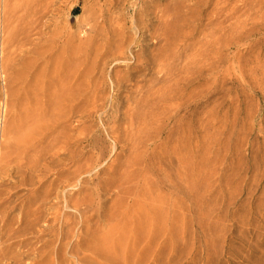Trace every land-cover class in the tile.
I'll return each instance as SVG.
<instances>
[{"label": "rangeland", "instance_id": "1", "mask_svg": "<svg viewBox=\"0 0 264 264\" xmlns=\"http://www.w3.org/2000/svg\"><path fill=\"white\" fill-rule=\"evenodd\" d=\"M98 2H50L56 13L33 44L23 47L17 34L13 45L0 43V119L6 101L66 97L44 120L60 114L59 153L48 151L47 134L0 177V264H264V0H113L96 38L86 23ZM98 41L115 42L110 52L131 42V51L105 66ZM93 51L104 75L92 70L70 99L69 64L84 71ZM157 52L171 54L167 78Z\"/></svg>", "mask_w": 264, "mask_h": 264}, {"label": "bare ground", "instance_id": "2", "mask_svg": "<svg viewBox=\"0 0 264 264\" xmlns=\"http://www.w3.org/2000/svg\"><path fill=\"white\" fill-rule=\"evenodd\" d=\"M59 1V0H58ZM112 1L113 0H99V2H98V4H99V8H98V6L95 8V9H99V10H93L92 12H94L93 13V15L89 18V20L87 21V23H86V25H87V32H93V30L95 29H97V28H100L101 26H99L98 27V25H100L99 23H100V20L101 19H103V17H102V15L103 16H105L104 15V13L102 12V6L104 7H107L108 8V6L109 5H111V3H112ZM122 1V0H121ZM126 1V0H125ZM50 2H55V0H0V31L1 32H4V34H5V36H0V37H2V38H0L2 41H0V43H4V44H7V46L8 45H13L12 43L14 42V41H12V39H14L15 38V34H17V36L18 35H22V38H24L22 41H21V43L23 42V41H25V43H27L28 45L29 44H31L32 43V36H34V35H36V36H39L38 34H40L41 35V33H40V30H41V26L43 27V25L47 22V20H48V23H49V21H50V16L52 15V14H50V13H53L52 12V9L53 8H55V3L52 5V9L49 7V5H51L50 4ZM57 2V1H56ZM96 2H97V0H96ZM120 2V1H119ZM58 3V2H57ZM57 6H58V4H56ZM113 5V4H112ZM118 5V4H117ZM95 6H96V4H95ZM228 6V5H227ZM94 7V6H93ZM113 7V6H112ZM83 8H84V5H83ZM107 8H105V10L107 9ZM110 8H111V6H110ZM48 9H51V10H48ZM56 9H57V7H56ZM55 9V10H56ZM113 9V8H112ZM55 10H54V13H56L55 12ZM105 10H104V12H105ZM49 11H50V13H49ZM108 11H109V8H108ZM110 11H111V9H110ZM228 11V13L230 12V9L229 10H227ZM49 13V14H48ZM54 13H53V15H54ZM228 13H227V15H228ZM47 14H48V16H47ZM106 14V13H105ZM110 14H113L114 15V13H110ZM109 14V15H110ZM116 14H118V13H116ZM50 15V16H49ZM108 15V14H107ZM106 15V16H107ZM118 15H120V14H118ZM117 15V16H118ZM123 15V14H122ZM121 15V16H122ZM49 17L47 20H45L44 18H47V17ZM115 16V15H114ZM52 17V16H51ZM109 17V16H108ZM123 17V16H122ZM113 18H115V17H113ZM104 19H106L105 17H104ZM108 19H110L107 23L110 25L112 22L115 24V28H116V26H118V27H121V23H123L124 22V20H123V22H120V20L122 19H120L119 20V18L117 17L116 19H112V17L111 18H108ZM107 19V20H108ZM46 22H45V21ZM232 20V19H231ZM103 21V20H102ZM122 21V20H121ZM167 21V20H166ZM170 21V20H169ZM47 23V24H48ZM105 21L103 22V24H102V26L104 25L105 26ZM125 24V23H124ZM46 25V24H45ZM107 25V24H106ZM109 25H107L108 27H109ZM113 25V24H112ZM229 25V24H228ZM104 26L102 27V28H104ZM168 26V25H167ZM171 26H172V24H171ZM110 27H111V25H110ZM112 27H114V25L112 26ZM124 27V26H123ZM169 27V26H168ZM167 28V27H166ZM166 28H164V30H163V32L165 31V29ZM169 29V28H168ZM229 29V28H228ZM95 30H94V33H96V35H97V32H95ZM109 30V29H108ZM106 30L108 33H110L112 30ZM118 30H119V28H118ZM173 30V29H172ZM116 31V30H115ZM120 31H121V29H120ZM124 31V30H123ZM177 31V30H176ZM224 31V30H223ZM100 33H101V30L99 31ZM106 32V33H107ZM166 32H168V31H166ZM171 33H172V31H170ZM103 33V32H102ZM101 33V34H102ZM107 33V34H108ZM118 33L117 31L116 32H113V34H112V36H116V34ZM127 33V32H126ZM170 33V34H171ZM101 34H99V35H101ZM106 34V35H107ZM164 34V33H163ZM173 34V33H172ZM103 35V34H102ZM119 35H121V33L119 34ZM122 35H126V34H123L122 33ZM167 36H168V34H166ZM178 35H180V34H178ZM108 36V35H107ZM107 36L105 37L104 35H103V37L104 38H107ZM110 36H111V33H110ZM111 36V37H112ZM206 36V35H205ZM40 37H42V36H40ZM98 37H100V36H98L97 35V37L96 38H98ZM103 37H102V39L101 40H103ZM109 37V36H108ZM123 37V36H122ZM129 37V36H128ZM178 37H180V36H178ZM22 38H20V39H22ZM34 38V37H33ZM110 38V37H109ZM113 38H115V39H117L118 38V36L117 37H113ZM125 38V37H124ZM127 38V37H126ZM132 39L133 37H129V39ZM164 38H165V36H164ZM172 38H175L174 36L172 37ZM16 39H17V37H16ZM16 39H14V40H16ZM18 39H19V37H18ZM20 39H19V41H20ZM42 39V38H41ZM111 39V38H110ZM119 39H120V37H119ZM122 39V38H121ZM128 39V40H129ZM130 39V40H131ZM184 39V38H183ZM43 40V39H42ZM98 40V39H97ZM107 39H105V41H106ZM128 40H126V42H129ZM182 40V39H181ZM110 41V40H109ZM108 40H107V42H109ZM115 41V40H114ZM119 41V40H118ZM117 41V42H118ZM124 41V40H123ZM122 41V42H123ZM168 41V40H167ZM178 41V40H177ZM176 41V42H177ZM210 41V40H209ZM17 43H19L18 41H16ZM35 42V41H34ZM33 42V43H34ZM94 42V41H93ZM99 42V41H98ZM106 42V43H107ZM119 42H121V40L119 41ZM125 42V44H124V42L123 43H120V44H118L117 45V48L115 49L116 51L114 52V51H109L110 50V48L109 47H107V46H110L111 45V43H109V45L107 44H104V45H101V43H102V41H101V43H100V46H97L99 43H95V46L97 47V49L96 48H94V45H93V48L92 49H96L95 51L97 52L96 54L98 55V57L100 58V59H104V60H102V64H105V66H106V64L108 63L107 61H108V59H109V61L110 60H117V59H126L125 58V55L127 54V52H129V51H131V50H129V51H127L128 50V48L130 47V43H126ZM133 42V41H132ZM169 42V41H168ZM175 42V43H176ZM183 43V41H180V43ZM32 43V44H33ZM37 43H38V41H37ZM36 43V44H37ZM114 44H115V42H113ZM164 43V42H163ZM166 43V42H165ZM170 43V42H169ZM208 43V42H207ZM206 43V44H207ZM4 44H3V46H4ZM40 44V43H39ZM90 44H93V43H90ZM114 44H112L111 45V48H112V46L114 45ZM135 44V43H134ZM171 44H173V46L175 45L174 44V42L172 43V41H171V43H170V46H172ZM187 44V43H186ZM206 44H205V46H206ZM14 45H15V43H14ZM17 45V44H16ZM23 47H24V44L22 43L21 44ZM41 45V44H40ZM116 45V44H115ZM114 45V48L116 47ZM184 45V44H183ZM197 45V44H196ZM1 46V45H0ZM18 46V45H17ZM22 46H18V47H22ZM36 46H38V45H36ZM132 46V45H131ZM164 46V45H163ZM176 46V45H175ZM174 46V47H175ZM201 46V45H200ZM28 47V46H27ZM92 47V46H91ZM99 47V48H98ZM106 47H107V49H106ZM165 47H166V45H165ZM182 47H184V46H182ZM208 47V46H207ZM114 48H112V49H114ZM201 48H203V47H201ZM1 49H2V47H1ZM4 49H5V47H4ZM8 49V48H7ZM89 49H91V48H89ZM91 49V50H92ZM164 49V48H163ZM167 49V48H166ZM172 49V48H171ZM174 49H177L176 47L174 48ZM10 50V49H9ZM33 50V49H32ZM44 50V49H43ZM46 51H47V49H45ZM90 50V51H91ZM165 50V49H164ZM209 50V49H208ZM3 51V50H2ZM15 51H16V49H15ZM24 51V50H23ZM35 51H37L36 49H35ZM95 51H93L92 53L94 54V55H96L94 52ZM127 51V52H126ZM162 51V50H161ZM167 51V50H166ZM1 52V51H0ZM7 52V51H6ZM10 52V51H9ZM28 52V51H27ZM40 52H42V51H40ZM125 52H126V54H125ZM198 52V51H197ZM39 53V52H38ZM44 53H45V51H44ZM89 53V52H88ZM158 53V52H157ZM162 53V52H161ZM201 53H203V52H201ZM1 54H3V53H1ZM0 54V55H1ZM12 54V53H11ZM28 54H29V52H28ZM42 55V53H39L38 55ZM92 54V62H93V59H94V57H95V60H94V62L92 63V62H88L86 65H85V68H84V71H82L81 69H83V67L84 66H82L80 63H82V62H80V63H78L77 64V67H74V65H75V63H76V61L77 60H75V62H72L71 61V64H69V66H67V67H69L70 68V70H68V73L70 74H68V76L70 77L71 76V78H72V81H71V79H69L70 80V82L68 81V83H69V85L67 84V83H64L63 84V87H62V90H61V86H62V81L59 83L60 84V86L59 85H56V86H59L60 87V89H59V87H58V91L59 92H61V91H63L64 92V90H63V88H66V86L64 87V85L65 84H67V89H65V92L66 91H68L67 93H68V95H69V97H71L70 99H72V96L74 95L73 93H75V90H78L77 89V87L79 88V86L82 88V89H86L85 87H83L82 86V84L83 83H85L86 84V80H84L85 78H84V76H86V78L89 76V75H92L93 77H94V75L92 74V70H94L95 71V69H97V68H99L100 69V67L102 66V64H101V66H99L98 65V62H100V59L99 58H97V55L96 56H94ZM159 54V53H158ZM212 54H213V52H212ZM91 55V54H90ZM205 55V54H204ZM207 55H208V53H207ZM207 55H205V56H207ZM8 56V55H7ZM7 56L6 57H4V56H2V57H4V66H5V68H4V70H6L8 73H9V68H10V64H8V62H9V59L7 60ZM35 56V55H34ZM57 56V55H56ZM59 56V55H58ZM154 56V55H153ZM157 56V55H156ZM159 56V57H158ZM157 56V58L159 59L160 58V54ZM167 56V59L171 56V54H167V55H165L164 56V59H159L158 60V62H157V60H156V57H155V64L156 63H158L159 65H160V67H159V71L158 72H162V74L163 75H165V77H166V75H168V73H167V71H168V69H167V64H165L166 63V59H165V57ZM37 57V56H36ZM135 58V60L134 61H136L137 62V53H136V55L134 56ZM1 58V57H0ZM35 58V57H34ZM33 58V59H34ZM40 57H38V59H39ZM89 58V57H88ZM99 59V61H97V59ZM35 59H37V58H35ZM192 59V58H191ZM202 59H204V58H202ZM206 59V58H205ZM215 59V58H214ZM29 60V59H28ZM32 60V59H31ZM90 59H89V61H91ZM171 60V59H170ZM199 60V59H198ZM231 60V59H230ZM2 61V60H1ZM16 61V60H15ZM38 61V60H37ZM41 61V60H40ZM168 61V60H167ZM32 62V61H31ZM79 62V61H78ZM97 62V63H96ZM160 62V63H159ZM162 62V63H161ZM173 62V61H172ZM195 62V61H194ZM2 63V62H1ZM0 63V64H1ZM10 63V62H9ZM68 63H70V61H68L66 64L68 65ZM85 63V62H84ZM91 63V64H90ZM193 63V62H192ZM2 64V65H3ZM100 64V63H99ZM172 64V63H171ZM201 64V63H200ZM199 64V65H200ZM29 65V64H28ZM60 65V64H59ZM91 65H92V67H91ZM132 65H134V64H132ZM170 65V64H169ZM211 65V64H210ZM32 66V65H31ZM30 66V67H31ZM34 66V65H33ZM80 66H81V69H80ZM25 67H26V64H25ZM36 67V66H35ZM45 67V66H44ZM44 67H42V68H44ZM103 67V66H102ZM28 68H29V66H28ZM34 68V67H33ZM137 63H135V65L134 66H132L131 67V71H134V72H137ZM12 69V68H11ZM10 69V70H11ZM14 69V68H13ZM30 69V68H29ZM32 69V68H31ZM53 69H54V67H53ZM60 69V68H59ZM102 69V68H101ZM100 69V70H101ZM105 69V68H104ZM104 69H102L101 70V75H102V73H104ZM16 70V69H15ZM39 70H40V68H39ZM54 70H56V69H54ZM130 70V69H129ZM128 70V71H129ZM187 70V69H186ZM30 71V70H29ZM34 71V70H33ZM60 71V70H59ZM98 71V73L97 74H95V75H100L99 74V70H97ZM127 71V72H128ZM172 71V70H171ZM173 71H174V69H173ZM5 72V71H4ZM36 72H37V70H36ZM89 72H91V74H89ZM157 72V71H156ZM157 72V73H158ZM20 73H21V71H20ZM23 73H25L24 71H23ZM58 72H56V74H57ZM114 73V72H113ZM117 73V72H116ZM119 73V72H118ZM156 73V74H157ZM174 73V72H173ZM201 73V72H200ZM17 74V73H16ZM59 74V73H58ZM115 74V73H114ZM131 74H133V73H131V72H129L127 75H128V78L130 79V76H131ZM170 74L172 75V73L170 72ZM27 75V74H26ZM30 75H32V74H30ZM104 75V74H103ZM102 75V76H103ZM115 75H117V74H115ZM115 75H113V76H110V77H117V76H115ZM160 75V74H159ZM158 75V76H159ZM11 76V75H10ZM16 76H18L19 77V75H16ZM20 76H22V75H20ZM39 76H40V74H39ZM102 76H98V78L97 79H101V78H99V77H102ZM124 76V75H123ZM27 77H28V75H27ZM120 77V76H119ZM160 77V76H159ZM40 78V77H39ZM92 78V77H91ZM90 78V79H91ZM122 78V77H121ZM126 78V77H125ZM161 78H163V80L164 79H166V78H164L163 76L161 77ZM168 78H170V77H168ZM175 78V77H174ZM15 80H17L16 79V77L14 78ZM20 79V78H19ZM22 79H23V77H22ZM24 79H25V77H24ZM27 79V78H26ZM28 79H29V77H28ZM88 79V78H87ZM93 79V78H92ZM103 79V78H102ZM157 79V78H156ZM156 79H155V81H156ZM66 80V79H65ZM76 80H79V82H78V84L76 83ZM116 80V83L119 81V78L117 77V79H115ZM159 80V79H158ZM85 81V82H84ZM91 81H93V80H91ZM101 81V80H100ZM100 81H99V83H100ZM104 81V79L101 81V83ZM23 82V81H22ZM26 82V81H25ZM29 82H31V81H29ZM87 82H89V80L87 81ZM120 82H122L121 80H120ZM150 82V81H149ZM158 82V81H157ZM162 82V81H161ZM17 83V82H16ZM39 83V82H38ZM90 83V82H89ZM87 84V85H91V84ZM94 84H95V82H93ZM115 83V82H114ZM151 83H152V81H151ZM33 84H35L36 85V83H33ZM56 84H58V83H56ZM97 84V83H96ZM95 84V86H94V88L97 86ZM119 84V83H118ZM163 84V83H162ZM5 85V84H4ZM26 85H27V82H26ZM45 85L46 84H44V87H45ZM117 85V84H116ZM134 85H135V94L137 93V83H134ZM155 85V84H154ZM30 86V84L28 85V87ZM88 86V87H89ZM120 86V85H119ZM145 86V85H144ZM172 86V85H171ZM22 87V86H21ZM40 87V86H39ZM46 87H48V86H46ZM153 85L151 84V86H150V88L147 90V91H144V92H146V95H151L152 94V89H153ZM159 87V86H158ZM19 88V87H18ZM17 88V89H18ZM23 88V87H22ZM22 88H20L21 90H22ZM56 88V87H55ZM139 88H141V87H139ZM4 89V88H3ZM13 89V88H12ZM17 89H15L14 91H16ZM26 89V88H25ZM24 89V90H25ZM29 89V88H28ZM41 89H42V87H41ZM52 89V88H51ZM54 89V88H53ZM52 89V90H53ZM57 89V88H56ZM92 89V88H91ZM90 89V90H91ZM96 89V88H95ZM94 89V90H95ZM142 89H144V87L142 88ZM157 89V88H156ZM19 90V89H18ZM18 90L16 91V92H18ZM45 90V89H44ZM46 90H48L47 88H46ZM45 90V92L47 93L48 91H46ZM55 90V89H54ZM54 90L53 91H51V92H54ZM61 90V91H60ZM88 90V89H87ZM145 90H146V87H145ZM158 90V89H157ZM9 91V90H8ZM13 91V94H15L16 92H14ZM34 91V90H33ZM38 91H40V90H38ZM43 90H41L40 92H42ZM79 91V90H78ZM163 91V90H162ZM26 92H27V90H26ZM36 92V91H35ZM34 92V93H35ZM40 92H38L39 93V95H40ZM62 92V93H63ZM64 92V93H65ZM134 92V91H133ZM140 92H141V89H140ZM11 93V92H10ZM34 93H33V95H34ZM16 94H18L19 95V93H16ZM24 94V93H23ZM26 94H28V93H26ZM37 93H35V95H36ZM45 94V93H44ZM44 94H43V97H44ZM54 94H56V92L54 93ZM57 94H58V92H57ZM66 94V93H65ZM9 94H8V92H7V96H8ZM48 95H50L49 93H48ZM48 95H47V98H48ZM60 95H61V93H60ZM131 95H132V93H131ZM168 95V94H167ZM24 96V95H23ZM54 96V95H53ZM55 96H57V95H55ZM62 96H63V98H61V99H66V97L64 98V94H62ZM143 96H145V95H143ZM11 97H12V95H11ZM25 97V96H24ZM26 97H27V95H26ZM41 97V96H40ZM46 97V96H45ZM58 97H60V96H58ZM68 97V96H67ZM69 97L67 98V100H70L69 99ZM74 97V96H73ZM130 97V96H129ZM132 97V96H131ZM152 97V96H151ZM20 98H21V96H20ZM19 98V99H20ZM23 98V97H22ZM27 98H29V97H27ZM35 98V97H34ZM34 98H29V99H25V101H23V102H16V103H12V100H10L9 102H7L8 103V105H7V103L5 102V104H6V107L4 108V110H2V117H1V119H0V177L2 178V175H4L5 174V172L7 173V175L6 176H9L8 174L12 171L11 169H12V167H14V165H15V169H16V165L18 166L19 165V169H20V164H18V162L19 163H21V161H22V158H25V156H26V154L28 155V152H31V151H35V152H37V148H38V145L44 140V138H46V137H51V139H53V143H51V144H53V146H52V151H51V149L49 148L48 149V151L50 150V153L51 154H53L52 155V157H54V154H58L59 152V148L57 147V145H58V142H57V132H56V130L58 129H56V127L58 126L57 125V123L59 122L58 121V118H57V115L59 114H57L56 115V117H53L52 115H51V119L52 118H54V119H52V121H50L49 123H46V121H44L45 120V118L48 120V117H47V115H48V113L50 112H52V110H53V112L52 113H54V112H60V110H55L56 108H55V103H57V101L60 103V102H62V101H60L61 99H59V100H57V99H55L54 97V99L55 100H57L54 104H53V102H48V100L45 98V99H42L41 100V98H40V100L42 101V103H40V105H42L41 107H40V105H38L39 103H37V102H35V100H33ZM57 98V97H56ZM137 98V97H136ZM144 98V97H143ZM148 98V97H147ZM16 99V98H15ZM37 99H39V97L37 98V96H36V101H37ZM48 99H50V96H49V98ZM52 99V98H51ZM128 99V98H127ZM133 99V100H132ZM132 99H130L129 98V101L130 100H132V103H135V104H137V100H135V96H134V98H132ZM140 99V98H139ZM145 99V98H144ZM162 99V98H161ZM161 99H159V100H161ZM165 99V98H164ZM22 100V99H21ZM53 100V99H52ZM54 100V101H55ZM66 100V101H67ZM153 100V99H152ZM14 101V100H13ZM148 101V100H147ZM39 102V101H38ZM70 102H72L71 100H70ZM59 103H57L58 105H61V104H59ZM148 103V102H147ZM156 103V102H155ZM71 104V103H70ZM72 105V104H71ZM57 106V105H56ZM62 106V105H61ZM61 106H58V107H60V109H61ZM95 106V105H94ZM130 106V105H129ZM71 107V106H70ZM134 107L136 108L137 106L136 105H134ZM92 108V107H91ZM130 108V107H129ZM58 109V108H57ZM127 109V108H126ZM49 110V112H47ZM51 110V111H50ZM55 110V111H54ZM128 110V109H127ZM131 110V109H130ZM136 111V110H135ZM47 113V115H45ZM50 113H49V116H50ZM61 113H62V109H61ZM128 113H129V110H128ZM132 113V112H131ZM1 114V113H0ZM56 114V113H55ZM54 114V115H55ZM43 115H44V118H43V121H42V123L41 124H39V121L42 119V117H43ZM60 115V114H59ZM127 115V114H126ZM136 115V114H135ZM129 116V115H128ZM133 116V115H132ZM68 118V117H67ZM133 118V117H132ZM49 120H50V118H49ZM136 120V119H135ZM45 122V123H44ZM59 127V126H58ZM58 131V130H57ZM49 136H48V135ZM56 134V135H55ZM59 135V134H58ZM59 137V136H58ZM49 140V139H48ZM48 144H50V142L48 143ZM47 148V147H46ZM57 148H58V151H57ZM35 149H37V150H35ZM46 150V149H45ZM32 153V152H31ZM40 153V152H39ZM46 153L48 154V152L46 151ZM49 153V154H50ZM34 154V153H33ZM38 154V153H37ZM41 154V153H40ZM40 154H38V156L40 155ZM51 154H50V157H51ZM36 155V154H35ZM38 156H37V158H38ZM44 156V155H43ZM55 156H57V155H55ZM27 157V156H26ZM48 157V156H47ZM35 158V157H34ZM41 158H44V157H41ZM39 159V161L41 160L40 158H38ZM38 159H35V160H38ZM44 160V159H43ZM28 161H30V160H28ZM39 161H35L36 162V164H35V162H34V164L36 165V166H33V167H35V172H37V173H39L40 171L42 172V173H44L43 172V170H41V166H42V164H43V168L45 169V163H46V161H45V163H42L41 164V162H39ZM15 163V164H14ZM27 163V162H26ZM12 164H14L13 166H12ZM45 164V165H44ZM11 165V168H9V166ZM22 165V164H21ZM30 165V164H29ZM28 164H27V166H29ZM26 166V167H27ZM30 167V166H29ZM32 167V168H33ZM9 168V173H8V169ZM42 168V169H43ZM14 169V168H13ZM29 170H31L30 168H29ZM32 171H34V169L32 170ZM41 172H40V174H41ZM36 174V173H35ZM38 174H36V176H37ZM39 177H40V175H39ZM38 176H37V178H39ZM1 178H0V180H1ZM3 178H5V177H3ZM42 178V177H41ZM39 180H40V178H39ZM42 180V179H41ZM40 180V181H41ZM34 183V182H33ZM173 186V185H172ZM41 187V186H40ZM39 187V188H40ZM37 188V187H36ZM38 189V188H37Z\"/></svg>", "mask_w": 264, "mask_h": 264}]
</instances>
